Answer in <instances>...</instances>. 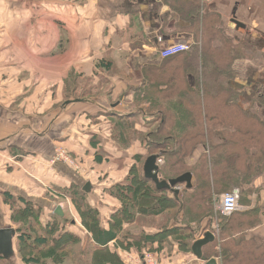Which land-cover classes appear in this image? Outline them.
I'll return each mask as SVG.
<instances>
[{
	"label": "crops",
	"instance_id": "obj_1",
	"mask_svg": "<svg viewBox=\"0 0 264 264\" xmlns=\"http://www.w3.org/2000/svg\"><path fill=\"white\" fill-rule=\"evenodd\" d=\"M210 2L204 11L218 13L222 33L252 51L251 56L231 64L205 61L199 32L195 35L191 23L172 16L160 0H0V229L17 227L3 198L9 194L42 208L44 224L60 207L63 216L58 217L69 220L65 230L86 238L66 194L86 183L85 200L109 229L120 202L106 190L122 184L140 158L144 165L148 152L141 135L152 127L191 132L203 116L229 120L234 102L227 92L237 94L240 113L255 110L264 119V0ZM173 44H186L189 50L163 59L160 51ZM229 71L232 77H226ZM208 125L215 123L200 130L207 131ZM208 144L195 146L185 163L195 165L209 155L207 148L225 145L218 136ZM57 148L80 170L62 161L50 163ZM191 184L198 185L193 175ZM258 207L260 224L246 233L260 243L264 199ZM239 210L252 209L241 205ZM138 222L146 234L158 232ZM124 230L131 236L140 233L134 225ZM208 231L217 245L207 244L203 256L221 264V256L213 253L220 250L216 219ZM169 250V257L160 253L161 264H205L177 244ZM116 251L123 264L136 255Z\"/></svg>",
	"mask_w": 264,
	"mask_h": 264
},
{
	"label": "trees",
	"instance_id": "obj_2",
	"mask_svg": "<svg viewBox=\"0 0 264 264\" xmlns=\"http://www.w3.org/2000/svg\"><path fill=\"white\" fill-rule=\"evenodd\" d=\"M160 1L169 7L172 16L191 23L195 35L201 36L205 61L229 60L231 64L240 57L244 58L243 45L222 33L219 14L203 12L205 9L200 0ZM206 67L210 69V64ZM232 75L229 71L226 77ZM206 88L204 86L203 89L205 96ZM227 93V99L236 105L229 107V120L203 116L202 122L198 121L196 125L193 117L191 122L195 125L192 127L196 129L191 132L158 125L141 135V142L147 147L146 157L156 155L162 161L158 165L159 180L168 181L190 173L197 179L198 185L192 184L190 189L178 185L181 190L177 195L171 190H157L154 183L143 176V158H140L139 165L129 170L122 184L106 190L109 197L120 202V208L110 215L107 222L109 229L102 227L100 213L87 203L86 193L78 187H72L66 194L81 227L87 232L86 238L65 230L68 219L54 215L44 224L40 220L44 214L42 208L16 200L9 194L3 195L4 202L11 210V221L17 226L15 252L20 263L63 264L69 260L72 264H123L117 248L135 251L140 257L152 253L161 261L163 255L160 253L169 257L172 243L194 256L192 244L201 239L213 224L212 197L220 196V191L229 192L236 187L239 199H243L246 194L252 193L249 185L253 175H260L264 171V119L251 111H246L245 115L240 113L237 110V94ZM209 123H215L214 127L208 125L207 131L200 130ZM232 126L239 127V131ZM235 134L240 135L237 137ZM215 136L221 138L225 145L207 148L209 155L205 153L195 165L185 163L195 146H207ZM207 163L211 171L209 180ZM18 202L23 203V208L18 206ZM258 205L248 204L252 210H238L218 220L220 250L213 253L221 256V264H264V240L258 243L246 233L260 224ZM140 219L144 226L150 225L158 232L146 234L138 226ZM169 223L172 224L170 228ZM132 225L140 229L137 236H131L128 230H124V227ZM111 242H114L115 250L109 247ZM212 244L217 245L215 241ZM153 245H157L155 249ZM8 261L0 256L1 263L7 264ZM12 263L15 264L14 261Z\"/></svg>",
	"mask_w": 264,
	"mask_h": 264
},
{
	"label": "water",
	"instance_id": "obj_3",
	"mask_svg": "<svg viewBox=\"0 0 264 264\" xmlns=\"http://www.w3.org/2000/svg\"><path fill=\"white\" fill-rule=\"evenodd\" d=\"M156 161H157L156 155L149 156L144 162L143 173L146 179H149L154 183L157 190H169V191L171 190L174 192L175 195H177L179 190H177L175 187H177L178 185H184L187 189L191 188L192 176L190 173H185L176 179H171L168 181L159 180L157 174L159 167L156 164ZM89 190H90V184L86 183L83 186L82 191L88 193ZM54 213L59 217L63 216V212L60 207H57ZM14 235H15V231L12 229H0V256L5 259H7V256H9L11 253H13L12 238ZM214 239H215L214 234L208 231L204 234V236L201 239L195 241L191 246V251L193 255L197 259L205 262V264H216L215 259L206 260L202 253V249L207 244L213 243Z\"/></svg>",
	"mask_w": 264,
	"mask_h": 264
},
{
	"label": "built area",
	"instance_id": "obj_4",
	"mask_svg": "<svg viewBox=\"0 0 264 264\" xmlns=\"http://www.w3.org/2000/svg\"><path fill=\"white\" fill-rule=\"evenodd\" d=\"M209 1V0H204ZM203 1V2H204ZM189 50V46L186 44H173L170 46H167L166 48L162 49L160 51V56L163 59L171 58L173 56L179 55L183 52H186ZM62 161L70 166H72L75 170L79 171L80 167L78 164H76L71 158H69L65 153L62 151L58 152L52 159L51 162L54 164V162ZM157 165H161L162 161L161 159H157L156 161ZM177 190H180V186L175 187ZM238 191H232L230 193H225L221 195V197L218 200V205L216 207L219 215L222 217H227L233 214L234 212L239 210L238 206ZM61 206V204L59 205ZM214 228V229H213ZM213 230H217V227H213ZM152 253H145L141 257L134 255L128 257V264H161V261L158 260L157 257Z\"/></svg>",
	"mask_w": 264,
	"mask_h": 264
},
{
	"label": "rangeland",
	"instance_id": "obj_5",
	"mask_svg": "<svg viewBox=\"0 0 264 264\" xmlns=\"http://www.w3.org/2000/svg\"><path fill=\"white\" fill-rule=\"evenodd\" d=\"M201 1V6L205 9L206 8V5L208 4V3H211L210 1L211 0H209V1H204V0H200ZM204 1V2H203ZM203 12H205L204 10H203ZM243 50H244V57L245 56H251L252 55V51H250V50H248V49H245L244 47H243ZM239 56V54H237V57ZM255 56H258V55H255ZM243 58V57H242ZM240 59H241V57H240ZM253 113H256V111L255 110H253ZM257 114V113H256ZM262 119V118H261ZM60 151H62L63 153H65L69 158H71L76 164H77V162L72 158V157H70L66 152H65V150L64 149H61V148H57V150L54 152V155L51 157V159L58 153V152H60ZM51 159H50V161H51ZM50 163H52V162H50ZM63 163H65V162H63ZM67 164V163H66ZM69 165V164H68ZM79 166V165H78ZM72 167V166H71ZM77 171V170H76ZM78 173V172H77ZM260 175H253V177H252V182H251V184L249 185V187L251 188V191H252V193H249V194H246L245 196H244V198L243 199H239V205L238 206H240L241 207V205H248V204H253V203H256V204H260L261 203V200L262 199H264V171H261V173H259ZM257 188H262L263 190H255V189H257ZM257 192V194H254V193H256ZM229 193V192H228ZM48 194V193H47ZM50 196V195H49ZM221 197V195L220 196H218V195H214L213 197H212V208H213V215H214V219H216L217 221L219 220L220 221V217H221V215H219V213H218V211H217V209H216V207H217V205H218V200H219V198ZM247 198L249 199V200H247ZM43 212V211H42ZM44 214H45V212H43ZM140 220H142V219H140ZM143 221V220H142ZM150 226V225H149ZM13 240H14V238H13ZM13 240H12V247H13V253H11L9 256H7V259H9V261L8 262H6L7 264H13L12 263V261H14L15 262V264H21L20 263V260H19V258H18V256L16 255V249H15V246H16V241H15V243L13 242ZM84 246V245H83ZM81 247V246H80ZM140 257V256H139ZM13 258V259H12ZM155 258V257H154ZM10 259H12V260H10ZM128 260V259H127ZM0 264H3V263H1L0 262ZM63 264H72L69 260H67L66 262H64Z\"/></svg>",
	"mask_w": 264,
	"mask_h": 264
}]
</instances>
